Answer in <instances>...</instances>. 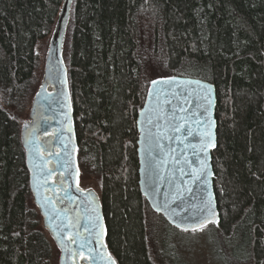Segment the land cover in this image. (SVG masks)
<instances>
[{
    "label": "trees",
    "instance_id": "obj_1",
    "mask_svg": "<svg viewBox=\"0 0 264 264\" xmlns=\"http://www.w3.org/2000/svg\"><path fill=\"white\" fill-rule=\"evenodd\" d=\"M63 2L0 0V264L55 263L29 189L21 124ZM61 58L77 179L99 184L117 264H167L156 248L167 223L138 188L135 119L150 83L175 76L216 91L220 221L211 227L219 239L243 233L245 259L230 263L264 264V0H71Z\"/></svg>",
    "mask_w": 264,
    "mask_h": 264
},
{
    "label": "water",
    "instance_id": "obj_2",
    "mask_svg": "<svg viewBox=\"0 0 264 264\" xmlns=\"http://www.w3.org/2000/svg\"><path fill=\"white\" fill-rule=\"evenodd\" d=\"M70 2L71 0H64L51 35L42 82L31 104L30 123H24L21 128V144L25 152L33 203L41 216L43 228L61 251L58 264H73L72 253L75 251L85 258L92 257L86 258L88 264H115L106 253L104 245L103 214L100 210H93L88 192L79 190L76 185L77 146L66 69L61 58ZM170 78H175L174 83L171 87L163 84L166 94L159 98L155 93L149 96V92L153 89L150 83L144 102L136 115L138 188L151 210L161 215L168 225L184 231L182 227L176 226L177 223H181L183 226H189L190 230L184 232H193L191 226L196 223L194 216L209 199H211L215 216L213 222L208 223L207 226L218 225L220 221L213 189L214 173L211 164V153L215 150L217 142L216 91L211 83L197 78L175 76L156 81H166ZM206 95H209L211 100L210 106L204 98ZM167 100L171 103H166ZM180 108L184 111H179ZM206 108L208 111H205ZM174 109L177 117H186V122L172 120ZM37 118L40 121L36 129L33 125ZM196 121L201 123L197 124ZM205 121L207 124L204 123ZM174 123H183L184 127L179 132L174 131L172 127ZM188 129H191V134H188ZM209 129L212 139L202 150V141L206 139L202 133ZM42 136H50L49 145L52 151L48 156L41 153L40 137ZM37 147L40 149L39 153L36 151ZM149 148H151V154ZM66 150L67 155H65ZM153 157L155 159L149 166V160ZM65 160L68 161L67 164H64ZM41 169H43V175ZM49 170L52 175L45 183L44 176ZM53 175L60 177L63 182L66 203L72 205L76 202L82 214L80 231L83 234L82 237H78L73 246L67 238L75 234H72L71 227H65L70 221L68 213L59 209L47 195V191L52 189ZM165 205H167L166 208ZM203 215L206 213L201 214L200 218ZM96 216H99V219L95 221L99 227L92 228L91 225ZM86 227L89 230L86 231ZM96 231L101 233L99 241L94 235ZM80 243H86V247L79 249ZM89 249L92 251L90 252ZM101 256L104 259H100Z\"/></svg>",
    "mask_w": 264,
    "mask_h": 264
},
{
    "label": "rangeland",
    "instance_id": "obj_3",
    "mask_svg": "<svg viewBox=\"0 0 264 264\" xmlns=\"http://www.w3.org/2000/svg\"><path fill=\"white\" fill-rule=\"evenodd\" d=\"M48 45L49 41L46 40L39 50L43 68ZM31 104L28 105L29 109ZM29 113L24 123L29 122ZM77 181L81 187L99 195V184L94 177L78 176ZM156 244L167 264H232L229 260L231 257L238 261L244 260L248 251L243 233L236 234L233 238L219 239L211 226L195 232H184L162 223L156 233ZM58 257V253L54 254V264H58Z\"/></svg>",
    "mask_w": 264,
    "mask_h": 264
},
{
    "label": "snow or ice",
    "instance_id": "obj_4",
    "mask_svg": "<svg viewBox=\"0 0 264 264\" xmlns=\"http://www.w3.org/2000/svg\"><path fill=\"white\" fill-rule=\"evenodd\" d=\"M174 81H175V78H170L169 80H166V81H156V80L152 81L151 83L153 85V89L149 92V96L151 97L154 93L157 96V98H159L161 95H165L166 93L163 90L162 85L163 84H168L169 87H171V84L174 83ZM197 83H199V82H197ZM210 91H211V89L209 88V90H208L209 95H210ZM172 94L175 95V93H172ZM209 95H206L204 98L207 100V103L210 106L211 105V100L209 99ZM166 103H171V101L167 100ZM175 111L176 110L174 109L173 110L172 120L173 121L179 120V121H185L186 122V117H177L176 114H175ZM179 111L182 112V111H184V109L180 108ZM205 111H208V109L206 108ZM196 123L200 124L201 122L200 121H196ZM204 123L207 124V121H205ZM26 127H27V125H26ZM157 127H159V126L157 125ZM172 127H173L174 131L179 132L184 127V124L183 123H174ZM188 134H191V129H188ZM202 135L206 138L204 141H202V144H201V148L203 150L207 146V144L209 142H211V139H212L211 130L209 129L208 131L202 133ZM167 138L170 139V137H167ZM65 149H67V146H65ZM36 151H37V153H39V151H40L39 147L36 148ZM149 153L151 154V148H149ZM67 154L68 153H67V150H66L65 151V155H67ZM41 159L43 160V157H41ZM154 159H155V157H153L152 159L149 160V166L152 165V162H153ZM67 163H68V161L65 160L64 164H67ZM41 172H42V175H43L44 174L43 173V169H41ZM51 175H52V172H51V170H49L47 172V174L44 176V182L45 183L47 182V178L49 176H51ZM69 199H71V198L69 197ZM166 207H167V205H165V208ZM203 213H206V215H203L202 218H200L201 214H203ZM214 216H215V213H214V211H213V209L211 207V199H209V200L204 202V205L199 210V213L195 214L194 218L196 219V223L191 226V231L195 232L197 230H203V228L206 227L208 223H212L213 222V217ZM65 218L67 219V217H65ZM98 219H99V216H96L94 218L93 223L91 225L92 228H98L99 227V225L97 223H95V221L98 220ZM72 226L73 225L71 224L70 221H69L68 225H65V227H72ZM176 226L177 227H182L184 231H189L190 230L189 226H183L181 223H177ZM85 230L87 231V230H89V228L86 227ZM94 235H95L97 241H99L101 233L99 231H96L94 233ZM78 237H79V233H76L75 235H73L71 237V242L75 243L77 241ZM85 247H86V243H80L79 244V249H84ZM89 251L91 252L92 250L89 249ZM72 254L75 256L77 254V252H73ZM86 258H90L91 259L92 257H86ZM100 259H104V257L101 256Z\"/></svg>",
    "mask_w": 264,
    "mask_h": 264
},
{
    "label": "flooded vegetation",
    "instance_id": "obj_5",
    "mask_svg": "<svg viewBox=\"0 0 264 264\" xmlns=\"http://www.w3.org/2000/svg\"><path fill=\"white\" fill-rule=\"evenodd\" d=\"M48 88H50V87H48ZM39 121H40L39 118H37L34 125H33L36 129L38 128ZM40 140L42 143L41 153L44 156H48L52 151V148L49 145L50 136H44V137L42 136V137H40ZM28 181H29V172H28ZM51 182H52V187H51L52 189L47 191V195L53 200V202L55 203V205L59 209L65 210L68 213L69 218H70V222L73 225L71 227L72 234L79 233V236L82 237L83 233H81V231H80L81 222H82V214H81V211L79 209V205L76 202H74L72 205H69L66 203V201L64 200V185H63V182H62L60 177H58L57 175H53ZM76 185H77V188L79 190H81L83 192H88L90 199H91V202H92L93 210H100L102 213L99 195L90 189H85V188L81 187L78 184L77 179H76ZM41 222H42V219H41ZM71 237H68L67 240L73 246L74 243L71 242ZM50 239L52 240L53 246L55 247V253L56 254L58 253V255H59V257H58V262H59V259L61 256V251L57 248V246L55 245L51 236H50ZM104 245L106 247V253L113 259V257L108 252V249H107V246L105 243V238H104ZM113 260H114L115 264H117L116 260L115 259H113ZM73 264H88V263H87L86 258L83 255L77 253L75 256L73 255Z\"/></svg>",
    "mask_w": 264,
    "mask_h": 264
},
{
    "label": "bare ground",
    "instance_id": "obj_6",
    "mask_svg": "<svg viewBox=\"0 0 264 264\" xmlns=\"http://www.w3.org/2000/svg\"><path fill=\"white\" fill-rule=\"evenodd\" d=\"M49 42H50V40H49ZM46 58V57H45ZM44 64H45V62H44ZM43 70H44V68H43ZM137 141V140H136ZM26 163V162H25ZM140 192V191H139Z\"/></svg>",
    "mask_w": 264,
    "mask_h": 264
}]
</instances>
